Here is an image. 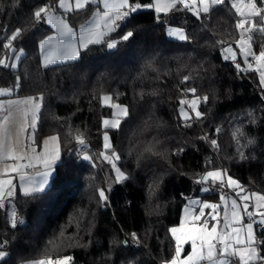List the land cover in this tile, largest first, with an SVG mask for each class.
I'll use <instances>...</instances> for the list:
<instances>
[{
    "label": "trees",
    "instance_id": "16d2710c",
    "mask_svg": "<svg viewBox=\"0 0 264 264\" xmlns=\"http://www.w3.org/2000/svg\"><path fill=\"white\" fill-rule=\"evenodd\" d=\"M53 2L0 0V59L24 52L16 69L0 66V88H11L17 97L43 96L35 145L44 136L58 135L61 156L44 193L16 194L11 200L22 225L10 227L0 210V241L9 242L4 249L9 255L0 264L55 261L69 255V264H161L173 254L169 229L179 224L186 200L197 196L219 201L218 185L196 182L206 171L227 169L246 191L264 194V90L256 71L238 72L223 58L222 47L229 44L239 52L235 23L240 17L228 0L199 20L182 7L159 14V19L153 9L142 7L110 34L118 38L134 32L117 48L89 45L77 60L46 68L39 43L52 29L43 21L35 24L33 13ZM96 8L89 5L64 17L77 28ZM18 27L24 32L13 42V54L3 44ZM169 27L182 28L188 39L168 38ZM253 38L258 52L264 34L254 32ZM237 60L244 67L239 56ZM190 88L196 93L187 91ZM103 95L128 108L118 129L102 126V119L111 114L101 103ZM196 97L205 115L197 120L183 105L192 117L185 121L180 101ZM105 131L121 157L117 166L129 176L121 183L114 182L112 169L99 155ZM80 133L95 167L82 159L75 139ZM241 152L247 159H241ZM205 187L214 191L200 193ZM99 189L109 196L107 205L99 200ZM255 230L258 235L262 231ZM133 232L139 243L132 241Z\"/></svg>",
    "mask_w": 264,
    "mask_h": 264
},
{
    "label": "snow or ice",
    "instance_id": "6c2138e0",
    "mask_svg": "<svg viewBox=\"0 0 264 264\" xmlns=\"http://www.w3.org/2000/svg\"><path fill=\"white\" fill-rule=\"evenodd\" d=\"M226 0H151L150 3H130L129 0H74L73 8L72 0H55L51 4H45L37 8L33 13L34 23L39 24L44 21L56 30L55 36H48L39 44V48L43 54V65L48 67L56 62L75 61L81 56V50L88 49L89 45L106 43L108 49H115L120 42H126L133 37V31H127L118 38H110V34L121 28L122 21H126L132 13L138 9L148 8L154 9L159 19V14L167 15L173 10H180V6L195 16L198 20L202 15H209L217 6L224 5ZM231 7L240 17L235 23V29L239 32V39L236 40V47L239 49V56L243 59L244 67L237 60V52L229 44L222 47V53H225L224 59L231 60L238 72L256 71L259 72V80L264 87V43L259 45V51L253 50V33L258 32L264 34V0H230ZM97 5L96 11L93 13L95 22L91 26H81L79 33L71 27L64 16H57V9H62L64 13L77 10H83L86 6ZM102 6V10L101 7ZM258 18V19H257ZM24 29L16 28L8 37V42L3 44V48L9 49L13 54L16 48L13 42L22 37ZM169 35H176L181 41L188 39L184 30L180 27L175 28ZM105 37L109 39L105 40ZM221 45L224 41H218ZM23 51L22 49L20 50ZM251 58V59H250ZM5 59H0V66L4 68H17L15 62L8 64ZM15 59L20 60V56L16 55ZM253 62L256 67L253 68ZM17 88H19L20 77H17ZM189 79L184 77V81ZM187 91L195 94L196 89L190 88ZM12 90L9 88H0V96L11 95ZM196 97L192 100L182 99L180 104L181 116L185 121L191 120V115L185 111L183 105H188L195 118L199 120L205 113L198 110V100ZM208 97L204 96L203 101L207 102ZM43 101L41 95L39 99L29 96L24 99L0 100V208H3L6 198L14 195L17 185L14 184L15 176L19 177L20 186L23 187L25 196H34L35 194L44 193L48 183L47 177L51 174L53 165L61 160L59 146L57 144L58 135H52L46 138L43 153H36L34 147L31 151L22 147L21 137H23L28 127L35 132ZM112 97L105 95L102 102L108 107L118 111L113 112V119H104L103 126L105 129H118L121 125V119L128 116V108L124 105L113 103ZM31 115V121L28 117ZM255 122V118H253ZM188 126H191L190 124ZM220 129H216L219 133ZM243 135V133H241ZM80 133L75 137L83 152L82 159L89 161L96 166L93 157L84 151L88 145ZM207 139V137H201ZM104 151L99 153L103 160L107 162L115 173V183H121L129 179V176L117 166V162L121 159L120 155L115 151L108 131L103 134ZM49 141L52 142V148L49 149ZM32 143H37L35 137H32ZM210 143L213 147H218L217 140L211 139ZM249 144L254 143L253 140L248 141ZM151 151V148L148 149ZM178 152L183 149H178ZM80 158V152L77 153ZM241 159H247L244 153H240ZM12 161V163H8ZM211 164V161H208ZM42 166L45 171L41 174L43 179L38 185L31 183V175L29 170ZM200 184L210 183L218 185L219 199L224 206L223 227L218 230L220 217L218 210L221 204L211 203L208 201L190 200L184 211L186 218L181 221L178 226L171 227L169 232L174 241V251L170 259L162 260L161 264H264V194L256 191H246L245 187L238 179L228 174L227 169L216 168L206 171L201 179L196 181ZM227 188L235 193L236 198L229 197L224 189ZM203 191H209L205 187ZM99 200L107 205L109 196L106 195L104 189H99ZM238 200L241 203H238ZM201 205L198 212L193 207ZM246 215L248 222L243 223L240 209ZM212 210L205 218V210ZM11 227H17L15 212L12 213ZM190 217V219H188ZM203 218V219H202ZM211 221L212 226L209 227ZM20 223H23L21 221ZM256 228L262 231L259 235ZM63 235V233H61ZM132 241L139 243L140 238L135 232L131 233ZM8 240L0 241V262L4 261L9 252L4 250L8 245ZM127 245L129 241H122ZM190 245L191 250L185 253V246ZM73 260L72 256H65L62 259L39 260L33 264H69Z\"/></svg>",
    "mask_w": 264,
    "mask_h": 264
},
{
    "label": "crops",
    "instance_id": "0c3cea01",
    "mask_svg": "<svg viewBox=\"0 0 264 264\" xmlns=\"http://www.w3.org/2000/svg\"><path fill=\"white\" fill-rule=\"evenodd\" d=\"M228 1L230 2V0H228ZM72 3H73V8H74V7H75V5H74V0H72ZM57 4H58V2H57ZM100 7H101V10H102V6H100ZM180 7H182V6H180ZM60 10H61V11H60ZM153 10H154V9H153ZM95 11H96V10H95ZM59 12H61V13H60L61 16H65V14H66V13L63 12L62 9H57V11H56V15H57V16H59V15H58ZM154 12H155V10H154ZM160 14H162V13H160ZM43 22H44V21H43ZM94 22H95V19H94V16H93V14H92L91 17H90L89 19H87L86 21H84L83 23H81L77 28H74V30L77 32V35H78L81 26L88 27V26H91V24H93ZM44 23L47 24L46 22H44ZM68 23H69V22H68ZM120 23H121V22H120ZM47 25H48V24H47ZM69 25H70V24H69ZM48 26L52 29V32H51L48 36H55V35L57 34L55 28H53L51 25H48ZM70 26H71V25H70ZM71 27H72V26H71ZM169 28H171V27H169ZM171 29H175V28H171ZM48 36H47V37H48ZM47 37H45L44 39H46ZM176 38H178V36L175 35V39H176ZM44 39H42V40H44ZM42 40H41V41H42ZM41 41H40V42H41ZM39 44H40V43H39ZM39 52H40L41 64L43 65V54H42L40 48H39ZM237 58H238V56H237ZM68 62H70V61H68ZM61 63H66V62H61ZM253 63H254V62H253ZM56 64H60V63H54V64H52V65H56ZM43 66H44V65H43ZM49 66H50V65H49ZM12 94H13V92L11 93L10 96H9V95H6V96H0V100H9V99L15 100V99H24V98H26V97H17V96H13ZM28 120H29V122L31 121V115H29ZM50 136H52V135H47V136L42 137L41 140H40L39 146H36L35 144L32 143V137H34V135H33V131H32V129H31V127H28L27 130L25 131L23 137H21V141H22V145H21V146L24 147L25 150L29 151V153H30L32 147H34V148L36 149V153H38V154L43 153V151H44V143H43V141H44L46 138L50 137ZM57 144H58V146H59V142H58V141H57ZM52 146H53V145H52V142L49 141V149H50V150H51ZM8 163H12V161H8ZM57 163H58V161H57ZM57 163H56V164H57ZM56 164L53 165L52 170H51V174L47 177L48 183H47V185H46V189H47V188L49 187V185H50V181H51L52 176L54 175V170H55V166H56ZM44 171H45V169H44L42 166H40V165H37V167H35V168L29 170L30 175H31V183H32L33 185H38V184L40 183V181L43 179V176H42L41 174H42ZM13 176H14L13 182H14L15 185H17V187H16V189H15L14 195H13L12 197H10V198H6L5 201H4V203H5L7 200H12L16 194L24 195L23 187L20 186L19 177H18V176H15V174H13ZM225 189H227V188H225ZM227 193H228V194L235 195V194H234L233 192H231L229 189H227L226 194H227ZM0 210H2V208H0ZM245 221H246V220H245ZM245 221L243 222L244 224H246V223L248 222V221H247V222H245ZM37 261H39V260H37ZM33 262H35V261L28 262V263H32V264H33Z\"/></svg>",
    "mask_w": 264,
    "mask_h": 264
},
{
    "label": "rangeland",
    "instance_id": "374dc122",
    "mask_svg": "<svg viewBox=\"0 0 264 264\" xmlns=\"http://www.w3.org/2000/svg\"><path fill=\"white\" fill-rule=\"evenodd\" d=\"M142 9V8H141ZM138 10H140V9H138ZM61 11V10H60ZM61 12H59V16H61V14H60ZM47 25V24H46ZM48 26V25H47ZM174 29H171V28H167V36H168V38H171V39H175V35H169V33L170 32H172ZM179 38H176V40H178ZM180 40V39H179ZM16 55H19L20 57H22V55H24V52L22 51H18L13 57H11V54L8 56V57H11V59L9 60V59H5V62L6 63H8V64H11V63H13V62H15L16 64L18 63V61L15 59V56ZM222 55H223V57H224V55H225V53H222ZM237 56H238V54H237ZM230 60V59H229ZM56 63H61V62H56ZM256 67V65H255V63H253V68H255ZM257 74H258V78H259V72H257ZM259 82H260V80H259ZM260 87L264 90V87H262L261 86V84H260ZM9 89H11V88H9ZM12 90V89H11ZM12 92H13V90H12ZM11 92V93H12ZM103 96H105V95H103ZM102 96V97H103ZM102 97H101V103H102V105H104V106H107L106 104H104L103 102H102ZM111 102H113V103H117V104H120V103H118V102H114V101H111ZM121 105H123V104H121ZM111 108V107H110ZM114 111H118V110H116V109H113V108H111V114H110V116H108V117H104L103 119H102V126H103V120L104 119H113L114 117H113V112ZM194 113V112H193ZM125 118V117H124ZM123 119V118H122ZM121 119V120H122ZM103 128H104V126H103ZM102 140H103V135H102ZM103 145H104V140H103ZM102 151H104V147H103V150ZM101 159L103 160V157H101ZM104 161V160H103ZM105 162V161H104ZM105 163H107V162H105ZM108 164V163H107ZM110 166V165H109ZM110 168H111V166H110ZM113 171V170H112ZM113 176H114V179H115V173H114V171H113ZM203 189V188H202ZM201 189V190H202ZM200 190V191H201ZM224 192H227V189L224 191ZM201 193V192H200ZM235 194V193H234ZM227 195L229 196V197H231V198H236V196L235 195H232V194H228L227 193ZM199 200V201H208V202H211V203H218V204H221V207H220V209L218 210V212H219V217H220V224L218 225V230L220 229V228H222L223 227V215H224V206H223V203L220 201V199H219V201L218 202H214V201H211V200H208V199H205V198H203V197H197V196H191V197H189L187 200H186V204L183 206V208H182V212H181V219H180V222H179V224L181 223V221L183 220V219H185L186 218V213H185V211H184V209H185V207H186V205H188V202L190 201V200ZM238 203H241L239 200H238ZM4 207L2 208V210L4 211V214H5V217H6V221H7V223H8V225L11 227V220H12V213L13 212H15V219H16V221H17V226H20V225H22L23 223H20L21 221H23V220H21V219H19L18 217H17V215H16V210H15V206H14V204L12 203V201L11 200H7L5 203H4ZM201 205H194L193 207L195 208V210L198 212V210H199V207H200ZM212 210H210V209H206L205 210V218H209L208 217V213H210ZM238 211H240V213H241V216H242V220H243V222L245 221V222H247L248 220H247V217H246V215L243 213V209H242V207L240 208V209H238ZM188 219H190V217H188ZM203 219V218H202ZM210 219V218H209ZM212 223H215L214 221H211L210 222V224H209V227H211L212 226ZM178 224V225H179ZM177 225V226H178ZM191 250V247H190V245H186L185 246V253H184V255H186L187 254V252L188 251H190ZM24 264H32V263H24Z\"/></svg>",
    "mask_w": 264,
    "mask_h": 264
},
{
    "label": "built area",
    "instance_id": "2783aa9c",
    "mask_svg": "<svg viewBox=\"0 0 264 264\" xmlns=\"http://www.w3.org/2000/svg\"><path fill=\"white\" fill-rule=\"evenodd\" d=\"M253 34H254V33H253ZM213 191H214V190H213ZM213 191H209V192H211V193H212ZM200 192H201L202 194H205V193H206V192H205V191H203V190H201Z\"/></svg>",
    "mask_w": 264,
    "mask_h": 264
},
{
    "label": "water",
    "instance_id": "95a60500",
    "mask_svg": "<svg viewBox=\"0 0 264 264\" xmlns=\"http://www.w3.org/2000/svg\"><path fill=\"white\" fill-rule=\"evenodd\" d=\"M238 56H239V52H238ZM239 58H240V60H241V62H242V64H243V59H242V57L239 56ZM243 66H244V64H243Z\"/></svg>",
    "mask_w": 264,
    "mask_h": 264
}]
</instances>
